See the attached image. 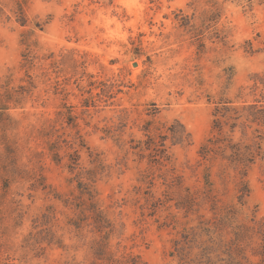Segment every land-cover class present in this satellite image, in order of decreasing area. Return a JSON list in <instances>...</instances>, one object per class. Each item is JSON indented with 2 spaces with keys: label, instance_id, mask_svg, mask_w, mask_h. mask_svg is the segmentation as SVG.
<instances>
[{
  "label": "rangeland",
  "instance_id": "obj_1",
  "mask_svg": "<svg viewBox=\"0 0 264 264\" xmlns=\"http://www.w3.org/2000/svg\"><path fill=\"white\" fill-rule=\"evenodd\" d=\"M27 43L37 55L29 69L37 87L14 92L20 103L9 102L0 114V262L103 264L94 253L103 237L89 212L80 228L69 223L79 213L80 193L65 167V145L81 138L104 165L93 188L111 222L107 248L115 257L181 264L175 242L183 244L182 233L200 220L220 218L230 208L240 221L254 210L264 215V161L242 177L220 158L198 154L212 125L208 97L231 98L239 86L264 79V0H0L1 92L24 77ZM93 100L95 106L83 105ZM150 113L160 121L176 119L189 132L188 142L169 149L171 162L161 169L128 151L131 138L143 137ZM49 129L62 146L61 163L47 149L43 132ZM80 153L81 166H90L85 149ZM170 172L196 196L193 213L175 207L182 191L158 177ZM146 175L153 185L142 181ZM37 179L41 185L32 189ZM243 181L249 195L240 204ZM48 207L51 223L43 227L62 246L36 249L35 256L22 242Z\"/></svg>",
  "mask_w": 264,
  "mask_h": 264
},
{
  "label": "trees",
  "instance_id": "obj_2",
  "mask_svg": "<svg viewBox=\"0 0 264 264\" xmlns=\"http://www.w3.org/2000/svg\"><path fill=\"white\" fill-rule=\"evenodd\" d=\"M26 45L20 61L25 72L24 77L16 87L5 84L3 92L0 90V114L10 107L9 102L12 101L14 105L20 103L16 100L14 92H17V95L30 94L37 87V81L29 73V69L35 66L37 55L32 53L28 43ZM91 85L93 84L91 83ZM208 101L213 106L212 125L209 136L198 149V154L204 160L220 158L237 170L242 177H245L251 166L257 161H264L262 147L264 140V79L260 85L254 81L250 86H239L236 94L231 98L219 96L215 99L209 96ZM83 105L86 107L95 106L96 102L93 100L91 104H88L85 101ZM149 115L151 117L147 118L141 126L143 137L131 138L128 151L137 155L140 161L146 159L148 166L161 169L162 166L171 162L169 149L177 144L188 142L189 132L176 119L166 122L156 120L153 113ZM67 123L69 125L71 122L69 123L68 120ZM106 131L109 133L108 130ZM43 136L47 138V149L52 160L61 163L60 149L62 146L53 138V129L45 130ZM65 146L70 149L66 152L65 167L72 174L71 178L76 182L80 193V204L78 205L74 206L71 201L62 200L65 206L71 208L74 206L79 212L77 217L70 219L69 223L80 228L84 224V219L87 218V212H89L95 231L103 237L94 250L96 257L102 260L103 264H135L136 262L128 260V253L118 258L107 248L108 238L113 232L112 226L98 206L95 199L96 192L93 188L94 183L104 171L101 158L92 152L82 138L77 141H68ZM83 149L87 152L90 164L88 167L80 164V152ZM158 177L162 178V184L170 189L177 188L182 191L179 199L174 202L177 209L183 210L186 214L196 211V205L199 204L196 196L189 188L181 189L175 174L170 172L165 176ZM153 179V176L146 175L142 181L153 185ZM39 185H41L40 179L30 183L32 189H38ZM243 186L244 188H240L237 195L240 204H243L244 197L249 195V188L245 181H243ZM209 209L214 214L217 213L214 203L210 204ZM219 214H221L220 218L200 220L188 231L182 233L183 244L175 242L176 249H179L177 256L181 264H217V260L223 261L220 264H264V215L257 217V210H254L250 216L246 217L247 220L240 221L236 219V211L233 208L226 209ZM51 215L52 212L48 207L47 211L33 218L32 228L36 231L31 230L24 237L22 242L24 249L40 250L53 245L62 246L61 240L55 237L50 227H43L51 223ZM224 228L228 229L226 231L228 239L224 238L225 241L222 238ZM215 234L216 236H214ZM204 236L205 239H203ZM43 243L45 244L43 245ZM252 243L257 246H251ZM248 247H251L250 256L247 254ZM194 250L195 253H193ZM35 252V256H39L38 251ZM219 252L225 254L226 257H219ZM212 254H215L216 261L213 260ZM252 257H256L257 261L253 262ZM0 264L5 263L0 262Z\"/></svg>",
  "mask_w": 264,
  "mask_h": 264
}]
</instances>
